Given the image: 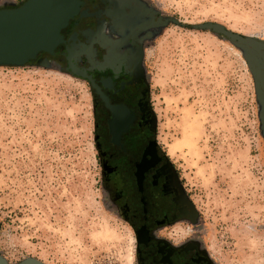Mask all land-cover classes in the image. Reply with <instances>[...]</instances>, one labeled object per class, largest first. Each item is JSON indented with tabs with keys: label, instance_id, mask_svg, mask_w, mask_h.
<instances>
[{
	"label": "rangeland",
	"instance_id": "rangeland-1",
	"mask_svg": "<svg viewBox=\"0 0 264 264\" xmlns=\"http://www.w3.org/2000/svg\"><path fill=\"white\" fill-rule=\"evenodd\" d=\"M23 1L0 0V9ZM138 1L163 20L144 31V66L159 144L194 210L195 241L215 264H264V64L198 28L216 23L264 44V0ZM96 133L85 80L47 58L0 66L7 264H136L135 235L103 184Z\"/></svg>",
	"mask_w": 264,
	"mask_h": 264
},
{
	"label": "flooded vegetation",
	"instance_id": "flooded-vegetation-1",
	"mask_svg": "<svg viewBox=\"0 0 264 264\" xmlns=\"http://www.w3.org/2000/svg\"><path fill=\"white\" fill-rule=\"evenodd\" d=\"M81 1L62 31L65 43L34 62L47 58L72 74L68 48L91 77L94 86L80 78L93 95L103 184L135 235L136 264H215L195 241L193 207L158 141L143 37L160 18L138 0ZM142 15L151 21L142 24Z\"/></svg>",
	"mask_w": 264,
	"mask_h": 264
},
{
	"label": "water",
	"instance_id": "water-1",
	"mask_svg": "<svg viewBox=\"0 0 264 264\" xmlns=\"http://www.w3.org/2000/svg\"><path fill=\"white\" fill-rule=\"evenodd\" d=\"M81 0H25L15 7L0 9V66H24L35 61L39 53L53 55L55 49L65 43L62 31L69 21L80 12ZM160 23L163 20H159ZM198 28L211 29L232 42L257 54L264 64V44L249 36H243L225 29L216 23L199 24ZM67 61L71 73L91 77L79 70L72 62L71 51L66 48ZM249 67L256 79H261V71L252 62ZM44 65V63H41ZM0 264H7L0 257ZM20 264H43L35 259H27Z\"/></svg>",
	"mask_w": 264,
	"mask_h": 264
},
{
	"label": "trees",
	"instance_id": "trees-1",
	"mask_svg": "<svg viewBox=\"0 0 264 264\" xmlns=\"http://www.w3.org/2000/svg\"><path fill=\"white\" fill-rule=\"evenodd\" d=\"M32 63H34V61L32 62ZM65 73H68V72H66V71H64ZM68 74H70V73H68ZM70 75H72V74H70ZM72 76H74V75H72ZM74 77H76V76H74ZM78 78H80V77H78Z\"/></svg>",
	"mask_w": 264,
	"mask_h": 264
}]
</instances>
